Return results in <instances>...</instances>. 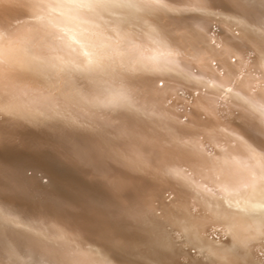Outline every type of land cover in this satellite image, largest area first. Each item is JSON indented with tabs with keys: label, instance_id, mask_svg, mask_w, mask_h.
<instances>
[{
	"label": "snow or ice",
	"instance_id": "6c2138e0",
	"mask_svg": "<svg viewBox=\"0 0 264 264\" xmlns=\"http://www.w3.org/2000/svg\"><path fill=\"white\" fill-rule=\"evenodd\" d=\"M213 19L240 28L233 34H243L259 51L264 67V0H0V146L18 143L14 129L20 126L48 128L69 158L93 170L112 190L122 182L107 172L115 161L127 173L174 183L177 199L223 200L243 213L239 218L224 214L218 205L213 213L232 236L231 245L212 241L204 247L196 227L185 228L191 232L186 242L207 253L212 264H264V105L252 103L231 87L189 77L179 67L180 58L190 51H214L212 46H220L199 26ZM169 75L187 81L190 90L213 88L221 99L240 101L259 118L258 123L242 115L239 132L229 131L223 120L205 110L214 123L188 117L193 123L173 122L162 138L134 135L130 122L160 119L139 104V97L153 96ZM229 78L239 82L243 77L229 71ZM256 83L260 88L248 83V91L258 90L264 97V82ZM30 93L32 99L26 100ZM73 109L80 114L74 115ZM206 137L223 155L203 151ZM125 140L130 150L121 147ZM221 140L228 147H222ZM142 143L159 151L156 164L145 159ZM235 144L245 147L246 161L235 152ZM208 162L221 197L192 175H202ZM15 176V169L0 167V264H111L108 256L123 247V241L105 230L99 235L103 243L93 247L95 242L58 226L50 211L59 212L67 204L56 203L22 220L21 209L5 195L30 200L41 195ZM183 202L188 216L197 219L188 210L192 204ZM120 210L134 214L126 204Z\"/></svg>",
	"mask_w": 264,
	"mask_h": 264
},
{
	"label": "bare ground",
	"instance_id": "6f19581e",
	"mask_svg": "<svg viewBox=\"0 0 264 264\" xmlns=\"http://www.w3.org/2000/svg\"><path fill=\"white\" fill-rule=\"evenodd\" d=\"M214 20L202 22L199 26L207 33L206 28ZM218 22L220 27L216 38L220 46H212L214 51H190L180 58V69L187 76L210 84L222 85L225 88L226 85H232L241 96L252 103L264 105V97L260 92L257 90L250 93L246 87L248 83H252L259 89L261 84L256 81L264 82V67L260 64L259 51L254 50L250 43L242 38L243 34H233V29L240 32V28L235 25L230 28L227 22ZM221 37L226 39L222 40ZM229 71H232L234 76L242 74L243 78L239 82L230 79ZM164 80L169 82L166 88H159L153 96H142L138 100L141 106L155 111L160 119L130 122L129 130L134 135L145 136L149 140L162 138L167 135L166 129L171 127L173 122H182L185 125L193 123L188 117L196 118L198 122L214 123V119L208 117L205 110L223 120L229 131L236 129L239 132L238 118L242 115L252 122L259 121V118L247 111L240 101L221 99L213 88L195 89L197 93L193 94L192 103L187 104L183 98L178 101L174 99L173 94L177 89L175 85L188 88H191V85L187 81L181 82L174 75H169ZM25 99L31 100L32 94ZM72 111L74 115L80 114L78 109ZM233 113L237 118L235 122ZM109 131L113 135L118 133L116 129ZM14 133L18 143L0 146V167L15 169L14 179L34 186L41 195L38 200H30L15 193L5 195L6 201L11 200L21 209L22 220L50 210L56 203L67 204L69 207L59 212L50 211V216L59 221L58 226L79 233L86 241L95 242L93 247L103 243L99 235L105 230L111 231L123 241V247L108 256L111 264H212V260L207 258V253H201L198 248H191L186 242V237H190L191 232L186 233L185 228H198L205 242L204 247L212 241L223 246L231 245L232 236L226 232L223 221L213 213L217 205L224 214L239 218L243 213L234 207L230 208L223 200L206 203L194 202L195 198L191 196L177 199L178 192L174 183H157L150 177L127 173L115 161L107 168V172L115 178H121L122 182L118 190H112L93 170L69 158L52 130L23 125L14 129ZM220 144L222 147H228L224 140H221ZM121 147L130 150V144L126 140L121 141ZM201 147L212 156L223 155L218 152L214 141L209 137L201 142ZM140 148L145 159L156 164L160 158L159 151L147 143H142ZM233 148L242 159L247 160L243 145L235 144ZM183 166L188 167L186 163H183ZM192 175L205 182L217 197L222 196L215 186L216 173L212 162H208V166L203 168L202 175ZM234 187L239 185L234 184ZM145 194H151L150 198H146ZM183 201L192 204V209L188 210L193 211L197 219L188 216ZM122 204L130 206L134 214L123 213L120 210ZM53 222L55 221L49 220V223ZM50 231L54 232L53 229Z\"/></svg>",
	"mask_w": 264,
	"mask_h": 264
},
{
	"label": "rangeland",
	"instance_id": "374dc122",
	"mask_svg": "<svg viewBox=\"0 0 264 264\" xmlns=\"http://www.w3.org/2000/svg\"><path fill=\"white\" fill-rule=\"evenodd\" d=\"M219 22L217 20H214L213 22H211L208 27L206 28V31L208 33V35L212 36L213 39H218L217 37V32L219 31ZM169 82L165 81V80H161L160 81V88H166V86L168 85ZM177 87L176 92L173 93L174 95V99L176 100H181L182 98L185 99V102L187 104L192 103L191 101H193V94H196L197 91L196 90H190V88L185 87L183 85H175ZM226 87H231L233 89L234 92H237L236 87H233L232 85H226ZM174 100V101H176ZM172 101V103L174 102Z\"/></svg>",
	"mask_w": 264,
	"mask_h": 264
}]
</instances>
